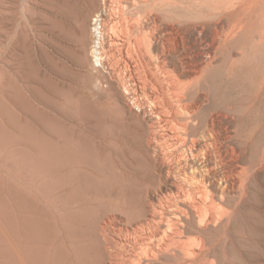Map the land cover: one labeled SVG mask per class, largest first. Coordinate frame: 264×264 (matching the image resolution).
<instances>
[{"label": "bare ground", "instance_id": "1", "mask_svg": "<svg viewBox=\"0 0 264 264\" xmlns=\"http://www.w3.org/2000/svg\"><path fill=\"white\" fill-rule=\"evenodd\" d=\"M58 8L82 45L95 13L106 128L88 107L79 137L25 141L53 184L12 174L10 264H264V0Z\"/></svg>", "mask_w": 264, "mask_h": 264}, {"label": "rangeland", "instance_id": "2", "mask_svg": "<svg viewBox=\"0 0 264 264\" xmlns=\"http://www.w3.org/2000/svg\"><path fill=\"white\" fill-rule=\"evenodd\" d=\"M58 4L59 0H0V264H10L12 174L20 179V188L25 182L47 191L53 184L51 176L44 180L40 166L25 168V141L47 137L57 141L60 130L79 137V118L88 107L97 110L93 121L106 128L107 82L99 88L88 81L93 68L101 67L106 73L92 53L98 40L91 34L95 13L89 15L90 34L82 45L74 20L63 18ZM122 93L116 114L125 106ZM94 159V166L105 162L103 155Z\"/></svg>", "mask_w": 264, "mask_h": 264}]
</instances>
